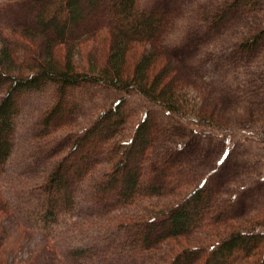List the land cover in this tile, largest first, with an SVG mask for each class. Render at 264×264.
<instances>
[{
	"label": "trees",
	"instance_id": "16d2710c",
	"mask_svg": "<svg viewBox=\"0 0 264 264\" xmlns=\"http://www.w3.org/2000/svg\"><path fill=\"white\" fill-rule=\"evenodd\" d=\"M27 2L30 18L18 30L0 33V264H132L170 239L186 243L165 264H264V219L231 222L235 207L216 198L210 181L215 171L189 188L197 172L179 159L182 145L171 130L185 126L182 120L208 126L190 128V137L223 126L204 118L154 53L162 18L139 0ZM262 2L231 5L251 9ZM263 33L243 46L254 47ZM90 42L97 54L87 60ZM60 45L70 49L58 55ZM85 84L113 88L120 98L99 104L80 132L51 139L69 149L43 180L15 178L19 94L50 87L52 102L40 126L53 131L78 108L69 92ZM132 89L166 112L164 123L152 130L149 113L131 119L126 96ZM226 141L221 160L234 146L230 134ZM171 195L177 200L157 211L155 200ZM81 207L97 217L77 219Z\"/></svg>",
	"mask_w": 264,
	"mask_h": 264
},
{
	"label": "rangeland",
	"instance_id": "374dc122",
	"mask_svg": "<svg viewBox=\"0 0 264 264\" xmlns=\"http://www.w3.org/2000/svg\"><path fill=\"white\" fill-rule=\"evenodd\" d=\"M139 1L145 9L153 10L162 18V31L153 50L168 68L171 80L187 93V99L197 109L205 112L206 120L223 126L214 128V134L200 131L190 137V128L208 126L199 121L182 120L187 123L185 126L171 130L182 145L178 148L179 159L188 160L197 172L189 188L197 185L209 170L215 171L210 181L215 185L216 198L230 199L235 207L231 222L264 219V211H259L261 207L264 209V33L254 47L242 44L264 31V2L248 9L243 4L231 5V0ZM27 7V0H0V33L18 30V25L30 18ZM88 45L85 58L90 60L95 58L97 47L93 42ZM57 49L59 55V50L66 53L70 47L60 45ZM40 50L44 55L45 44ZM78 59L75 54V60ZM119 94L102 84L79 86L73 93L69 92L73 105L78 100V108L65 114L63 123L53 131L46 128L42 131L41 116L52 102V90L47 87L21 92L13 138L15 178L30 182L43 180L69 149V144L55 145L51 139L59 140L69 132H80L97 116L99 104L116 102ZM2 95L0 91V99ZM126 99L132 120L139 121L149 113L152 130L164 123L166 112L150 105L135 89ZM228 134L234 146L221 160L228 147ZM175 200L177 196L172 195L156 199L157 211ZM135 211L136 208L130 210L129 215ZM90 215L86 207H81L75 217L81 220L97 217ZM183 242L186 243L182 239L167 240L148 253L145 260L132 264H165Z\"/></svg>",
	"mask_w": 264,
	"mask_h": 264
}]
</instances>
